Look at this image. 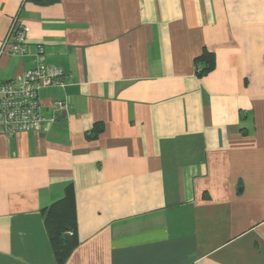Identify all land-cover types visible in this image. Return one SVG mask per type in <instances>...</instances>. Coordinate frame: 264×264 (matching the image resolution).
Returning <instances> with one entry per match:
<instances>
[{
  "label": "crops",
  "instance_id": "0c3cea01",
  "mask_svg": "<svg viewBox=\"0 0 264 264\" xmlns=\"http://www.w3.org/2000/svg\"><path fill=\"white\" fill-rule=\"evenodd\" d=\"M16 18L25 57L1 54ZM37 45L64 79L41 130L0 132V264H58L69 184L65 264H264V0H0V84Z\"/></svg>",
  "mask_w": 264,
  "mask_h": 264
},
{
  "label": "built area",
  "instance_id": "2783aa9c",
  "mask_svg": "<svg viewBox=\"0 0 264 264\" xmlns=\"http://www.w3.org/2000/svg\"><path fill=\"white\" fill-rule=\"evenodd\" d=\"M30 28L17 18L13 21L1 48V54L25 57L29 54L27 38ZM44 48L36 46V66L24 73L20 81L0 84V132L7 136L38 131L47 120L42 114L40 91L63 84L64 72L54 64L44 61ZM54 106L63 110L66 101H56ZM54 119H51V122Z\"/></svg>",
  "mask_w": 264,
  "mask_h": 264
},
{
  "label": "trees",
  "instance_id": "16d2710c",
  "mask_svg": "<svg viewBox=\"0 0 264 264\" xmlns=\"http://www.w3.org/2000/svg\"><path fill=\"white\" fill-rule=\"evenodd\" d=\"M38 1L40 3H46L51 0ZM212 57L211 54L205 51L203 55L197 59V73L205 74L212 69ZM43 215L57 263L65 264L72 251L79 243L76 192L74 185H67L63 198L56 201L48 209H45ZM66 233L71 235L69 241L64 240Z\"/></svg>",
  "mask_w": 264,
  "mask_h": 264
},
{
  "label": "water",
  "instance_id": "95a60500",
  "mask_svg": "<svg viewBox=\"0 0 264 264\" xmlns=\"http://www.w3.org/2000/svg\"><path fill=\"white\" fill-rule=\"evenodd\" d=\"M71 238V235L69 233H66L65 236H64V240L65 241H69Z\"/></svg>",
  "mask_w": 264,
  "mask_h": 264
}]
</instances>
